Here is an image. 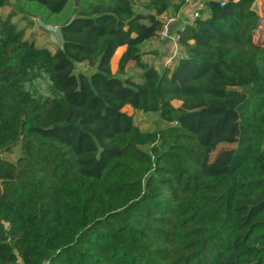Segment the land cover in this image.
Wrapping results in <instances>:
<instances>
[{"label": "trees", "instance_id": "trees-1", "mask_svg": "<svg viewBox=\"0 0 264 264\" xmlns=\"http://www.w3.org/2000/svg\"><path fill=\"white\" fill-rule=\"evenodd\" d=\"M142 1L152 21L132 0H0V150H20L0 156V264H264L254 0H204L161 70L140 46L186 1ZM15 5L61 45L27 39ZM130 64L138 80L120 78ZM126 106L163 127L140 129ZM230 122L233 145L210 159Z\"/></svg>", "mask_w": 264, "mask_h": 264}, {"label": "rangeland", "instance_id": "rangeland-1", "mask_svg": "<svg viewBox=\"0 0 264 264\" xmlns=\"http://www.w3.org/2000/svg\"><path fill=\"white\" fill-rule=\"evenodd\" d=\"M133 8L135 11H143L148 14L143 7L142 0H132ZM204 0H198L197 7L199 9H204L203 7ZM252 7L255 9L257 14L259 15V22L257 27L253 30V40L256 43L264 44V0H254ZM16 11V15L12 17V20L15 21L19 28H24V36L34 41L37 46H47L51 50H55L57 47L61 45V39L59 32L56 28H52V24H46L43 20L39 18H29L26 16L25 12L19 11V6L15 5L13 7ZM10 11L9 7H3L0 9V14L4 16ZM28 20H31L29 23ZM47 25L45 27L44 25ZM44 27H42V26ZM142 49L144 55H147L149 51V46H146V43L142 45ZM77 71H85L90 72V69L86 66L85 63H76L75 64V72ZM125 74V75H124ZM120 76V78L131 77L135 80L139 79L140 71L133 64H130L126 68V72ZM174 105H178L179 101H173ZM123 110L127 111V113L133 115L134 123L142 130H155L157 128L163 127V123L160 122L155 113L150 112H142L138 110H133L130 106H126ZM233 122L229 124L223 134L217 138L209 147H208V157L211 159L215 153L219 152L222 149H225L228 146L233 145ZM141 149L148 151V146H141ZM20 150L18 146H11V148L7 150H0V156L7 158L11 161H14L16 157L19 155Z\"/></svg>", "mask_w": 264, "mask_h": 264}, {"label": "crops", "instance_id": "crops-1", "mask_svg": "<svg viewBox=\"0 0 264 264\" xmlns=\"http://www.w3.org/2000/svg\"><path fill=\"white\" fill-rule=\"evenodd\" d=\"M185 6L180 10L181 16L189 15L191 10L197 5L198 0H185ZM166 13H170L167 11ZM61 39V37H60ZM146 43L149 46V53L144 55L142 45ZM173 44L169 40H161L157 37H153L148 41L144 42L140 46L142 53V60L150 65H153L156 69L161 70L164 67H172L177 59L182 55V48L179 50V56H173Z\"/></svg>", "mask_w": 264, "mask_h": 264}, {"label": "built area", "instance_id": "built-area-1", "mask_svg": "<svg viewBox=\"0 0 264 264\" xmlns=\"http://www.w3.org/2000/svg\"><path fill=\"white\" fill-rule=\"evenodd\" d=\"M205 13H201L197 5L191 10L189 15L181 16L180 12L177 14L163 13L160 15L162 26L158 31L157 38L161 40H169L174 47L173 56H179L181 49L180 45V32L185 29L186 26L194 23L196 18L204 17ZM56 28L57 26H52Z\"/></svg>", "mask_w": 264, "mask_h": 264}, {"label": "water", "instance_id": "water-1", "mask_svg": "<svg viewBox=\"0 0 264 264\" xmlns=\"http://www.w3.org/2000/svg\"><path fill=\"white\" fill-rule=\"evenodd\" d=\"M77 1L78 0H74V5H77ZM148 17H149V21H152L155 18L153 14H148Z\"/></svg>", "mask_w": 264, "mask_h": 264}, {"label": "clouds", "instance_id": "clouds-1", "mask_svg": "<svg viewBox=\"0 0 264 264\" xmlns=\"http://www.w3.org/2000/svg\"><path fill=\"white\" fill-rule=\"evenodd\" d=\"M45 95H47V93H44Z\"/></svg>", "mask_w": 264, "mask_h": 264}]
</instances>
